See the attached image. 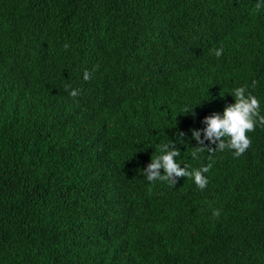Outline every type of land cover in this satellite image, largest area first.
<instances>
[{
  "label": "trees",
  "instance_id": "trees-1",
  "mask_svg": "<svg viewBox=\"0 0 264 264\" xmlns=\"http://www.w3.org/2000/svg\"><path fill=\"white\" fill-rule=\"evenodd\" d=\"M244 86L264 0H0V264H264V125L192 157ZM167 142L206 188L147 180Z\"/></svg>",
  "mask_w": 264,
  "mask_h": 264
},
{
  "label": "clouds",
  "instance_id": "clouds-1",
  "mask_svg": "<svg viewBox=\"0 0 264 264\" xmlns=\"http://www.w3.org/2000/svg\"><path fill=\"white\" fill-rule=\"evenodd\" d=\"M256 6L259 8L261 6L260 2L257 3ZM68 47V44L64 45L65 49ZM213 51L216 57L219 58L223 53V48L213 49ZM90 78L91 73L85 71L83 73V79L87 81ZM255 83L256 82L253 81V87H255ZM79 93L80 90L75 89L69 94L71 97L75 98ZM233 96L236 102L225 109L223 117L214 114L204 121V123L207 124V128L203 131L204 140L217 144L216 149L199 147L192 151V157L198 159L199 154L205 151L211 154L216 151H224L225 149L235 150V157H239L250 147L251 141L246 133L254 131L256 124L254 117H258L259 123L264 125V116L259 115L260 104L254 95L247 92V86L234 89ZM185 111L187 112V110ZM189 113H192V111ZM177 136V143H180L179 137H182L183 134L178 133ZM192 138L196 140L198 144L203 145L204 140H201V132L193 131ZM170 146L173 150L168 151L167 149ZM158 150L160 154L152 157L151 163L143 172V175L146 176L148 181H166L174 186L176 182L175 177H191L201 190L206 188L208 179L204 173L210 171L211 164L198 169L189 170L187 166L182 168L176 162V159H174L181 154L179 150L176 149V145H170V142H167L159 145ZM161 169H163L164 175L160 174ZM213 216L218 218L220 216V211L213 210Z\"/></svg>",
  "mask_w": 264,
  "mask_h": 264
}]
</instances>
